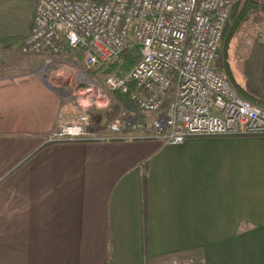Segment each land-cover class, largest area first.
<instances>
[{
  "label": "crops",
  "instance_id": "1",
  "mask_svg": "<svg viewBox=\"0 0 264 264\" xmlns=\"http://www.w3.org/2000/svg\"><path fill=\"white\" fill-rule=\"evenodd\" d=\"M33 5L0 0V264H264V135L168 145L90 113L112 139L47 142L73 116L20 52Z\"/></svg>",
  "mask_w": 264,
  "mask_h": 264
},
{
  "label": "built area",
  "instance_id": "2",
  "mask_svg": "<svg viewBox=\"0 0 264 264\" xmlns=\"http://www.w3.org/2000/svg\"><path fill=\"white\" fill-rule=\"evenodd\" d=\"M33 1L20 52L44 54L46 83L82 108L58 122L47 142L112 139L91 135L87 125L91 107L106 108L115 93L153 115L144 124L168 145L190 136L264 135V106L238 94L214 68L235 0ZM133 48L139 58L128 71L109 70ZM122 115L136 130L135 118ZM108 130L121 132L115 122Z\"/></svg>",
  "mask_w": 264,
  "mask_h": 264
},
{
  "label": "rangeland",
  "instance_id": "3",
  "mask_svg": "<svg viewBox=\"0 0 264 264\" xmlns=\"http://www.w3.org/2000/svg\"><path fill=\"white\" fill-rule=\"evenodd\" d=\"M238 1L243 2L244 0H235V3H237ZM256 1L257 3L254 4L253 7L248 9L247 18L240 25L237 32L229 41L226 50H222V42L220 43L217 57L214 62V68L228 80L231 87L238 94L243 96V94L241 93L243 92L244 94H247L248 96L253 97L256 100L264 102V0ZM233 9L229 16V19L232 15ZM227 24L225 26L223 36L225 34ZM17 56V64H22V61H25L32 66H35L36 64L32 59H40L38 57L31 56L24 57L23 55L19 54V52L17 53ZM38 65H40L42 69L43 60L42 62L39 60ZM38 72L41 76V70ZM47 77L49 76L45 75V77H42L45 79V82H49ZM62 93L67 96L65 92ZM67 102L70 103L72 107L71 114L73 116V120L76 118L79 111L82 110V108L80 106L74 105L73 99L70 97H67ZM127 102L128 101L122 102L118 100L115 94H113L106 108L91 107V122L96 124V121L100 117L104 121H110L114 120V118H117L115 119V123H117L118 121L120 122V119H122L123 117V112H126V115H128L129 111H131L130 107H128L129 104ZM131 107L135 106L131 104ZM136 111L137 119H135V121L142 120V123H144V117H147L149 120H151V114L144 113V115L137 109ZM110 123L112 122H108L107 125H109ZM149 124L150 122H148V125Z\"/></svg>",
  "mask_w": 264,
  "mask_h": 264
},
{
  "label": "trees",
  "instance_id": "4",
  "mask_svg": "<svg viewBox=\"0 0 264 264\" xmlns=\"http://www.w3.org/2000/svg\"><path fill=\"white\" fill-rule=\"evenodd\" d=\"M256 0H244L243 2L238 1L237 3H234V9L232 12V15L228 21L227 28L225 31V34L222 39V50H226L229 41L233 37V35L237 32L239 29L240 25L244 22V20L247 18V13L248 9L253 7L254 4H256ZM139 58V51L136 48H133L131 50H128L125 54L121 55L118 57L116 60H114L110 65H109V70H115V71H128L138 60ZM249 101L256 105L264 106V102L260 100H256L253 97L248 96L247 94H244L241 92ZM115 96L117 97L118 100L124 102L128 101V98L124 94H119L115 93ZM129 103V101L127 102ZM144 178V177H143ZM144 185V181H143ZM143 191L144 187L142 186ZM144 193V192H143ZM144 196V194H143ZM143 235V239H145Z\"/></svg>",
  "mask_w": 264,
  "mask_h": 264
},
{
  "label": "water",
  "instance_id": "5",
  "mask_svg": "<svg viewBox=\"0 0 264 264\" xmlns=\"http://www.w3.org/2000/svg\"><path fill=\"white\" fill-rule=\"evenodd\" d=\"M46 86H47L49 89L53 90V91H56V92H58V93L63 94L62 91H61L60 89H57V88L52 87L49 83H46Z\"/></svg>",
  "mask_w": 264,
  "mask_h": 264
}]
</instances>
